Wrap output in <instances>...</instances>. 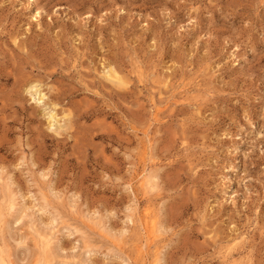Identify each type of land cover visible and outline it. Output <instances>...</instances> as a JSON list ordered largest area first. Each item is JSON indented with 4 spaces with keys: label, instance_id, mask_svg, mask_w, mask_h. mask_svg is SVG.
<instances>
[{
    "label": "rangeland",
    "instance_id": "rangeland-1",
    "mask_svg": "<svg viewBox=\"0 0 264 264\" xmlns=\"http://www.w3.org/2000/svg\"><path fill=\"white\" fill-rule=\"evenodd\" d=\"M0 264H264V0H0Z\"/></svg>",
    "mask_w": 264,
    "mask_h": 264
},
{
    "label": "bare ground",
    "instance_id": "bare-ground-1",
    "mask_svg": "<svg viewBox=\"0 0 264 264\" xmlns=\"http://www.w3.org/2000/svg\"><path fill=\"white\" fill-rule=\"evenodd\" d=\"M108 78L110 80L116 82L119 86L124 85V83L122 82V80L119 77V75L116 72H114L113 70H110V74L108 75ZM26 92L31 97L35 98V100L38 99L39 101H43L44 98H45L44 94L41 92L38 84H36V83L30 84V86L26 89ZM48 118H49V125H50V127L54 126L58 122V119L56 118V114L54 113V111L49 113ZM151 229H153V228H151Z\"/></svg>",
    "mask_w": 264,
    "mask_h": 264
}]
</instances>
